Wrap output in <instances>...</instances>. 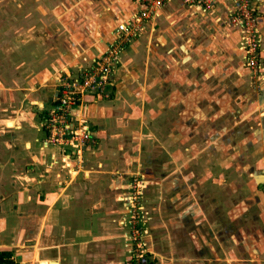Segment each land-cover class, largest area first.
Wrapping results in <instances>:
<instances>
[{"label": "crops", "instance_id": "0c3cea01", "mask_svg": "<svg viewBox=\"0 0 264 264\" xmlns=\"http://www.w3.org/2000/svg\"><path fill=\"white\" fill-rule=\"evenodd\" d=\"M256 6L264 58V0ZM141 9L140 0H0V252L12 264H125L122 206L138 176L155 264H264V175L245 178L255 169L241 167L233 179V148L214 136L187 145L194 134L177 125L196 77L240 50L241 29L229 32L236 0L204 15L166 4L121 51L110 98L87 95L76 111L93 143L66 159L47 141L43 119L67 74L91 67Z\"/></svg>", "mask_w": 264, "mask_h": 264}, {"label": "rangeland", "instance_id": "374dc122", "mask_svg": "<svg viewBox=\"0 0 264 264\" xmlns=\"http://www.w3.org/2000/svg\"><path fill=\"white\" fill-rule=\"evenodd\" d=\"M229 28V32L237 34V26L229 23ZM213 39L216 41L218 38ZM230 39L235 44H238L236 38ZM243 41L244 38H241L240 52L235 48V45L231 50L230 47L227 48L226 53L228 52V57L230 55V58L225 60V63H222V60L218 61L216 74L202 73L196 77L195 82L201 88L198 87L199 90L197 89L196 91L191 90L188 95L181 99L186 103L190 101V103L187 107L180 108V118L177 125L184 128L186 135L194 134L192 138L181 140V142L186 141L187 145L198 142L197 144L202 146H211L208 145L211 140L210 136H214L218 146L223 145L226 147L227 152L233 148V179L241 178L239 177V168H251V166L255 169L254 175L249 176L245 172L244 176L245 178L255 179L258 178L257 174L264 175V70L259 72L258 69H251L246 66L245 52L241 49ZM217 42L220 44L219 40ZM262 45L263 38L261 39V49ZM220 48L219 50H222L224 47ZM216 49H218V45ZM259 56L260 64L264 68L262 50H260ZM191 103L196 105H190ZM224 117H228L232 122L222 123L221 119ZM218 119L219 121H217ZM168 130L170 131V129ZM211 130L214 135L209 134ZM223 131H227L228 135L222 139L220 134ZM198 134H203V138L199 139ZM216 135L218 137L215 139ZM246 143H250L249 146L253 154L251 157L247 154V146H245V150L243 149ZM217 157L223 159L224 155L221 154ZM204 159L207 161L210 157L205 156ZM204 159L202 160L204 161ZM143 181V178L139 176L132 181L131 193L125 201L127 204L124 203L122 206L126 214L124 228L127 232L126 237L130 244V250L137 243L130 240V229L136 227L141 233L140 238L145 254L143 258L139 259L140 264H155V257L146 241V229L149 219L144 203L145 190L147 188L142 183ZM131 257L130 252L128 260ZM128 260L125 264H128Z\"/></svg>", "mask_w": 264, "mask_h": 264}, {"label": "built area", "instance_id": "2783aa9c", "mask_svg": "<svg viewBox=\"0 0 264 264\" xmlns=\"http://www.w3.org/2000/svg\"><path fill=\"white\" fill-rule=\"evenodd\" d=\"M173 0H140L142 9L126 22L119 24L115 34V43L93 65L80 68L76 73L67 74L60 86L55 105L43 119V126L48 136L47 141L52 145L63 148L70 155L80 154L82 149L91 143L92 136L86 122L76 113L84 105V97L108 100L110 88L114 84V76L119 55L131 41L137 38L145 26L159 16V11ZM195 13L207 14L214 10L216 0H181ZM257 0H236V9L231 16L230 24L241 29L244 41L241 49L245 52V64L248 68L264 70L260 64L262 34L258 23ZM78 119L75 124L73 119ZM130 240L137 242L131 249L132 257L128 264H140L145 251L136 227L130 229Z\"/></svg>", "mask_w": 264, "mask_h": 264}, {"label": "trees", "instance_id": "16d2710c", "mask_svg": "<svg viewBox=\"0 0 264 264\" xmlns=\"http://www.w3.org/2000/svg\"><path fill=\"white\" fill-rule=\"evenodd\" d=\"M11 257H12L11 252H0V264H12L10 260Z\"/></svg>", "mask_w": 264, "mask_h": 264}, {"label": "water", "instance_id": "95a60500", "mask_svg": "<svg viewBox=\"0 0 264 264\" xmlns=\"http://www.w3.org/2000/svg\"><path fill=\"white\" fill-rule=\"evenodd\" d=\"M52 264H57L56 262H53Z\"/></svg>", "mask_w": 264, "mask_h": 264}]
</instances>
